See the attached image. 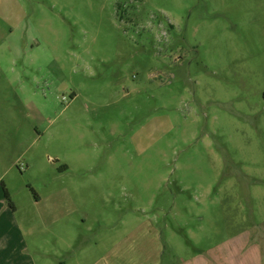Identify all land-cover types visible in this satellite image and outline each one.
I'll return each instance as SVG.
<instances>
[{"label":"rangeland","instance_id":"1","mask_svg":"<svg viewBox=\"0 0 264 264\" xmlns=\"http://www.w3.org/2000/svg\"><path fill=\"white\" fill-rule=\"evenodd\" d=\"M0 171L38 259L264 264V0H0Z\"/></svg>","mask_w":264,"mask_h":264},{"label":"crops","instance_id":"2","mask_svg":"<svg viewBox=\"0 0 264 264\" xmlns=\"http://www.w3.org/2000/svg\"><path fill=\"white\" fill-rule=\"evenodd\" d=\"M2 171V169H1ZM0 171V264H68L67 259H63L61 254H52V257L55 259V262L49 259H38L35 257L30 251L29 246L27 243V234L26 231L23 229V223L20 222L19 219L15 218L14 215L11 214L10 208L12 210L15 209L14 203L12 202V207H10L8 200L5 198L3 187L1 183L3 182L1 178L3 177L4 173ZM4 187L7 189L9 193V188L3 182ZM10 198V193H9ZM73 236L70 234L65 235L62 238H56L55 242L58 245L59 250L62 252H69L71 256H73L75 248ZM86 239L80 240V244L78 247L83 248L80 254V258L85 259L88 264H113L112 262L107 263V258L109 256L118 255L119 251L122 248V242H127L128 238H113L110 241L112 242L109 249L107 251H103L101 253H97L94 258L91 260L88 258L89 256V245L86 244ZM244 242V240H243ZM248 242H244V244L239 243L233 247V254L231 256H235L236 254L240 255L242 250H245L244 256H249L250 253H255V246L251 248V246H246ZM95 246H98V243H95ZM241 244V245H240ZM39 251H42L40 246H36ZM257 249V248H256ZM241 250V251H240ZM43 253V252H41ZM211 262L201 260L199 262H203V264H210L213 261L217 263V258L215 255L212 256ZM72 258V257H71ZM242 258V257H241ZM248 259V258H247ZM229 264V259H227ZM196 262V261H195ZM234 260L230 261V264H233ZM194 263V262H192Z\"/></svg>","mask_w":264,"mask_h":264},{"label":"trees","instance_id":"3","mask_svg":"<svg viewBox=\"0 0 264 264\" xmlns=\"http://www.w3.org/2000/svg\"><path fill=\"white\" fill-rule=\"evenodd\" d=\"M1 185L3 187V191H4L5 198L8 200L9 205L12 207L13 205H12V202L10 201L9 193H8L7 189L4 187L3 182L1 183Z\"/></svg>","mask_w":264,"mask_h":264}]
</instances>
